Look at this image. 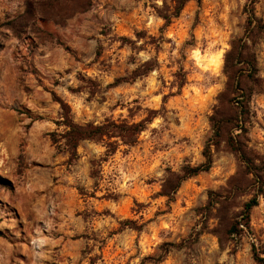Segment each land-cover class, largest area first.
Returning a JSON list of instances; mask_svg holds the SVG:
<instances>
[{
  "label": "rangeland",
  "instance_id": "rangeland-1",
  "mask_svg": "<svg viewBox=\"0 0 264 264\" xmlns=\"http://www.w3.org/2000/svg\"><path fill=\"white\" fill-rule=\"evenodd\" d=\"M29 1L0 0V264L159 258L163 244H180L201 229L198 210L209 192L237 172L234 155L221 151L209 172L183 183L170 206L160 195L168 169L204 160L209 119L226 83L224 55L244 34L247 0L190 2L169 27L158 8L171 0H92L88 11L64 21L38 12L30 18ZM256 12L264 18V0ZM141 31L139 53L119 41H135ZM257 57L264 82V42ZM149 60L159 65L150 75L113 86ZM178 74L187 82L181 90ZM58 100L79 124L157 116L134 146L119 143L108 156L105 144L85 141L71 163L50 136L65 130ZM251 109L250 145L264 155V94L253 96ZM127 219L146 226L118 233ZM251 226L252 234L225 248L204 232L190 250L172 251L158 264H257L251 245L264 248V199Z\"/></svg>",
  "mask_w": 264,
  "mask_h": 264
},
{
  "label": "trees",
  "instance_id": "trees-1",
  "mask_svg": "<svg viewBox=\"0 0 264 264\" xmlns=\"http://www.w3.org/2000/svg\"><path fill=\"white\" fill-rule=\"evenodd\" d=\"M258 1L247 0L244 34L230 42V47L224 55L223 74L226 83L217 97V104L209 119L212 136L205 144L203 162L197 166L186 164L180 171L168 169L160 195L167 199V205L170 206L183 183L209 172L213 167L215 155L221 151L234 155L238 163L237 172L228 179L225 186L209 192L206 204L198 210L201 217L199 225H202L200 230L195 228L180 244H163L159 258L148 257L142 264L146 262L158 264L172 251L190 250L199 242L204 232L214 235L221 248L240 241L246 234H252V211L259 206L261 199H264V155L251 147L249 139L253 118L251 101L253 96L264 94V82L257 57V47L264 42V18L257 15ZM190 2L201 4L202 0H171V6L164 3L163 8H158L164 26L169 27L173 19L180 17ZM91 6L92 0H30L26 14L33 18L38 12L47 19L64 21L76 13L88 11ZM135 38L134 41L121 37L119 41L129 46L133 52L139 53L145 48L144 45H138V42L145 38V32H136ZM101 54L102 51L99 49L98 55ZM158 66L156 60L143 62L129 77L117 79L113 86L134 83L150 75ZM177 76L179 79L177 87L181 90L187 82L183 74ZM168 97H164V103ZM58 101L63 110L58 125L65 130L62 133L53 132L50 136L57 149L69 155L71 163L79 158L78 148L85 141L105 144L108 156L117 152L119 143L134 146L157 116L156 111H150V115L138 123L107 120L99 125L79 124L72 117L70 107L63 101ZM95 166L94 162L93 168ZM92 177H97L94 169ZM211 220H216L213 228L209 227ZM119 225L118 233L127 229L141 232L146 223L141 224L136 220L127 219L120 221ZM251 247L255 262L264 264V248L259 249L254 243Z\"/></svg>",
  "mask_w": 264,
  "mask_h": 264
}]
</instances>
